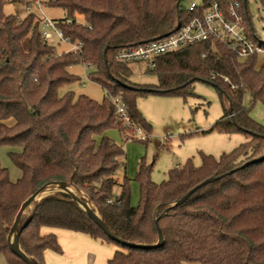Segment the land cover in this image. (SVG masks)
Masks as SVG:
<instances>
[{"label":"trees","instance_id":"trees-1","mask_svg":"<svg viewBox=\"0 0 264 264\" xmlns=\"http://www.w3.org/2000/svg\"><path fill=\"white\" fill-rule=\"evenodd\" d=\"M18 1L0 0V147L12 149L7 156L20 172L13 182L0 164V254L5 264L24 263L9 250L3 225L13 222L20 204L39 187L68 181L73 169L74 185L99 206L112 236L145 247L109 238L61 194L42 201L19 236L21 248L39 264H45V251L61 253L55 236L41 235L42 228L115 243L119 249L108 264H264V127L248 115L256 103L264 106V61L258 62L259 55L240 59L223 44H198L158 57L154 68L147 67L158 87L137 89L129 86L128 64L115 56L123 48L173 32L188 16L181 0L178 7L179 0H47L45 5L65 12L63 19L53 20L56 26L79 45L61 54L43 39L35 14L17 20L3 12L5 4ZM218 1L238 3L247 37L259 40L250 27L246 0ZM259 1L264 8V0ZM259 45L264 50V41ZM79 63L94 69L90 80L110 98L119 97L133 126L146 133L137 95L185 94L193 82L201 81L231 110L219 120L221 131L242 132L250 139L218 159L201 155L200 167L187 161L160 184L151 182L150 167L140 162L135 177L139 204L130 205L126 179L113 200V174L124 151L105 132L115 129L133 140L131 128L118 118L111 99L97 103L84 95H58L61 86L76 81L68 69ZM245 95L250 97L249 109L243 106ZM208 178L218 179L171 207ZM155 219L164 240L160 247H153L158 239Z\"/></svg>","mask_w":264,"mask_h":264},{"label":"rangeland","instance_id":"rangeland-1","mask_svg":"<svg viewBox=\"0 0 264 264\" xmlns=\"http://www.w3.org/2000/svg\"><path fill=\"white\" fill-rule=\"evenodd\" d=\"M40 1L42 13L48 19L61 20L65 17V12L62 9L45 5L47 0ZM190 1L181 0V6L186 7ZM192 1L200 2V0ZM25 2V0H19L16 3H7L3 7V12L14 16L18 14L22 18L26 14L23 4ZM246 7L254 36L264 41V8L259 0H246ZM32 10L35 16H38L35 6H32ZM75 20L78 24L83 23L81 16H76ZM51 45L54 46L58 54L72 51L70 45L62 43L56 38L51 40ZM263 61L264 55H259L258 62ZM147 67L145 63L127 65L129 86L143 90L158 87L156 75L149 73ZM68 71L76 77V81L61 86L57 91L59 96L66 93H72L74 97L84 95L97 103H101L104 99H112L99 84L90 80L89 75L94 71L92 67L79 63L71 66ZM135 105L148 126L147 133L140 129L146 135L145 141H140L132 129L129 136L133 140H125L115 129L105 132V135L121 146L124 151V156L120 158L121 163L113 174L115 185L112 189V199L114 200L120 195V185L126 179L130 188V205L132 207H136L140 201L139 185L135 179L140 162H143L146 167H150L151 182L160 184L167 179L168 172L176 166L182 168L187 161H190L194 167H200L202 164L201 155L218 159L221 155L232 152L250 139L242 132L224 133L221 131L219 120L229 110L228 103L222 101L211 85L201 81L193 82L185 94L147 93L137 95ZM243 106L247 109L250 107L248 95L243 97ZM248 115L252 121L264 127V106L262 104L256 103L250 108ZM11 150L6 146L0 147V164L8 170L9 178L14 182L19 178L20 172L12 165L7 156ZM78 236L90 240L89 244L78 245V249H80L78 251H85L83 256H79V264H89L91 258H94L92 264H108L114 252L119 249L112 242L92 239L84 234ZM59 240L65 250L63 255L70 256L68 253V250H71L68 246L69 242L63 237H60ZM72 240L76 246L77 241ZM58 245L61 249L59 242ZM73 248L77 251V246L76 248L73 246ZM47 252L51 251L47 250ZM77 258L78 254L75 256V259ZM0 264H5L2 254H0Z\"/></svg>","mask_w":264,"mask_h":264},{"label":"built area","instance_id":"built-area-1","mask_svg":"<svg viewBox=\"0 0 264 264\" xmlns=\"http://www.w3.org/2000/svg\"><path fill=\"white\" fill-rule=\"evenodd\" d=\"M25 1L23 4L26 14H34L32 6L37 9V22L45 41L56 38L60 42L70 45L72 51L79 49V45L71 43L53 20L44 16L40 0ZM237 7L238 3L227 6L218 0H200L199 3L191 0L186 6L188 16L176 25L173 32L156 40L123 48L118 51L115 60L122 64L145 63L152 69L155 66V60L160 56L208 42L225 45L240 59L252 55H264V50L259 45L260 40L254 41L247 37L243 18L238 14ZM15 17L17 20L21 19L18 14ZM210 50L213 51V48L211 47ZM111 100L118 118L134 130L136 137L145 141L146 135L141 132L140 128L133 126L124 103L119 98Z\"/></svg>","mask_w":264,"mask_h":264},{"label":"water","instance_id":"water-1","mask_svg":"<svg viewBox=\"0 0 264 264\" xmlns=\"http://www.w3.org/2000/svg\"><path fill=\"white\" fill-rule=\"evenodd\" d=\"M179 3L180 0L177 2V7ZM229 113H231L230 108ZM247 164H244L243 166H246ZM73 175L74 169L69 180L66 182H48L42 185L20 204L13 222L9 226L3 225L4 228H7V234L5 237L9 250L24 264H39L34 257L27 255L21 248V246L19 245V236L33 220L35 212L41 202L48 198L55 197L61 194L68 196L70 201L74 203L109 238L126 246L145 247L141 246L138 243H126L112 236V234L107 230L103 223L99 206L96 203L92 202L90 197L83 190L74 185ZM217 179L218 178L206 179L205 181L191 189L189 192H187L171 207H176L183 204L195 191L209 183L216 181ZM154 224L158 232V239L153 247H160L163 245L164 240L159 230L157 219L154 220Z\"/></svg>","mask_w":264,"mask_h":264},{"label":"crops","instance_id":"crops-1","mask_svg":"<svg viewBox=\"0 0 264 264\" xmlns=\"http://www.w3.org/2000/svg\"><path fill=\"white\" fill-rule=\"evenodd\" d=\"M14 150V149H13ZM41 235H48V234H53L57 240V242L60 243L61 245V249L62 252L61 254H54L53 252H47L45 251L44 253V261L45 264H79L80 262V258L79 256H83L85 254V251H78L80 249H78V245L81 244H89L90 240H88L87 238L83 237V236H78V235H82V234H77V233H73L71 231L66 232V230H61V229H48V228H42L40 230ZM63 237L65 240H67L69 242V247L71 248V250H68V253L70 254V256H64L63 253L65 250H63V245L61 244L59 238ZM72 237V238H71ZM74 239L75 241H77L76 243H78L77 246V251L74 250L73 246L76 248V246L74 245V241L72 240ZM95 245V244H93ZM78 254V258L75 259V256ZM67 257V258H64ZM71 258V259H70ZM77 261V263H76ZM94 261V258H91L89 260V264H92Z\"/></svg>","mask_w":264,"mask_h":264}]
</instances>
